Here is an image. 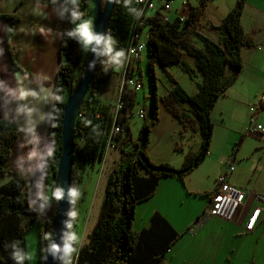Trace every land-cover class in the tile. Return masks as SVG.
Instances as JSON below:
<instances>
[{
	"label": "trees",
	"instance_id": "16d2710c",
	"mask_svg": "<svg viewBox=\"0 0 264 264\" xmlns=\"http://www.w3.org/2000/svg\"><path fill=\"white\" fill-rule=\"evenodd\" d=\"M50 2L60 4L66 18L60 45V63L54 84L56 96H60L61 99L59 101L55 99L50 110L54 119H49V135L54 148L52 155L45 158L42 167L45 178H52L50 185L52 191L61 150L63 107L67 94L75 87L85 67L87 50L75 38L65 35V32L73 27L70 11L73 5L70 0ZM208 2L209 0H199L198 5L191 7L188 15L178 24L164 21L160 11L155 12L150 18L153 25L148 39L147 70L151 79L152 103L148 118L138 130V137L143 134V143L132 161L125 166L114 164L107 174L103 203L92 237L89 243L77 249L75 264H162L165 253L177 239L178 232L159 212L151 215L146 227L139 231L134 230L132 223L135 209L139 203L152 196L161 177L172 176L183 181L185 175L205 159L213 133L211 111L217 98L234 83L242 70L241 48L255 46L252 36L243 30L241 24V14L246 0H236L235 6L222 18L217 27L223 34L219 42L202 35L198 28ZM78 3L84 13L83 18L88 16L90 11L92 14L93 0H78ZM134 14L133 4L129 2L125 4L124 0L119 4L115 3L108 32L112 33L118 43L125 40L129 34ZM1 18L6 21L7 57L10 63L16 66L12 58L9 37L17 27L19 19L14 14L1 15ZM197 41L201 45H197ZM183 56L192 59L200 75L201 81L197 83V91L192 94L186 92L173 77L169 76L170 89L164 94H159L154 67L163 68L168 63L181 62L184 69H189L182 59ZM227 67L231 69L228 77L225 76ZM112 69L110 66L104 70L98 62L90 84L94 87L105 85ZM122 97L125 106L130 108L132 98L127 94H123ZM161 105L181 124L180 130L185 133L184 135L186 132H189V136L198 133L201 137L196 149L189 148L184 152L178 168L167 163H154L147 155L150 128L158 122L157 110ZM96 106L97 100L92 106H81L73 122V137L83 138L81 146L74 142L71 187H76L77 190L82 180V168L79 164L100 160L104 150L101 146L103 130L98 127L91 129L92 124L97 121ZM84 120L90 123L84 124ZM17 137L18 132L14 125L0 123V180L11 174L7 168V160ZM174 148L182 151L177 144ZM23 185L24 181L17 176L0 184V264H18L12 256L14 250L12 245L15 243L26 250L25 233L34 223L38 225L39 233V264L43 250L49 246L51 240V217L55 212L56 198L54 197L51 203L48 201L43 208H41L43 201L40 198L29 206ZM72 211L77 215V200L73 204L72 198L69 197V213ZM76 215L74 217L69 215V221L74 220ZM45 234H50V238H45ZM58 255L63 256L61 251H58ZM25 263L26 259L23 261V264Z\"/></svg>",
	"mask_w": 264,
	"mask_h": 264
},
{
	"label": "crops",
	"instance_id": "0c3cea01",
	"mask_svg": "<svg viewBox=\"0 0 264 264\" xmlns=\"http://www.w3.org/2000/svg\"><path fill=\"white\" fill-rule=\"evenodd\" d=\"M50 1L52 0H0V87H24L37 92L35 98L27 96L25 100H17L10 94L6 95L0 91V123L14 125L18 132L7 160V168L11 174L1 180L6 182L14 176L21 178L24 181L23 189L29 206L39 199L38 192L47 191L50 186V179L45 178L38 164H43L48 157L47 149L51 148L53 152L54 148L49 135L48 114L56 96L54 84L60 63V45L66 18L62 6ZM235 3L236 0H209L208 4H212V8L218 9L224 4L219 8L220 17L217 22L206 28V31L212 29L218 32L215 42H219L223 35L222 30L217 27ZM10 14L19 19L17 27L9 37L12 58L16 66L11 64L7 57L6 21L1 18V15ZM244 15L250 18L247 20L248 24L253 25L250 30L245 25ZM259 22H264V0H246L241 14V24L243 30L252 36L255 46L241 48L242 70L234 83L217 98L211 111L213 133L209 151L204 159L209 160L204 166L205 169L197 174H190L193 169L185 175L183 181L172 176L161 177L152 196L139 203L135 209L132 223L134 230L139 231L146 227L151 215L159 212L178 232V237L165 253L162 264H264V150L255 161L253 158L257 147H252L248 152H243L239 148L236 150L248 155L247 157L235 152L229 155L230 157L222 153L215 157L210 151V147L212 151L214 149L213 141L216 138L222 140L221 148L226 140H235L249 127L250 118L247 117L245 105L241 100L250 86L244 83L234 86L237 85V81H242L247 76L257 81L264 79V38L260 37L263 35L259 32ZM182 59L188 62L186 56ZM192 69L196 70L195 66ZM200 81L201 78H198L194 84L195 89ZM104 86L103 92L97 97L101 106L112 102L104 96L106 91ZM262 94L264 93L255 96L256 102L253 105L258 104ZM23 104L36 109L31 117L34 133L38 137L36 147L45 154L39 162L35 159L20 161V158L33 148L32 143L26 142L31 139L32 134L20 131L29 120L24 112L17 111ZM263 115L264 108L260 110L258 120L264 126ZM188 133L186 132L184 136L190 138ZM246 135L255 136L248 133ZM259 135V138H255L256 144L263 149L264 133H258L257 136ZM195 136L196 134L193 137ZM240 137L238 147L246 140L243 136ZM182 160L175 159V163L170 164L176 167ZM230 162H234V169L228 182L249 192L234 221L231 222L208 216L205 212L210 205L211 193L217 189L216 179L228 170ZM200 164L197 167L202 166ZM256 208H260V214L255 225L249 230L251 224L249 219Z\"/></svg>",
	"mask_w": 264,
	"mask_h": 264
},
{
	"label": "rangeland",
	"instance_id": "374dc122",
	"mask_svg": "<svg viewBox=\"0 0 264 264\" xmlns=\"http://www.w3.org/2000/svg\"><path fill=\"white\" fill-rule=\"evenodd\" d=\"M199 0H173V3L170 6V10L165 11V14L170 18H173L175 14H178L182 17H186L190 11L191 7L198 5ZM224 4H221L223 6ZM93 6V5H92ZM219 8H212V4H208L206 8V12L200 20V32L207 37H210L212 40L217 41L218 32L216 30H207L211 23H216L217 19L220 17ZM89 12V17H94V11ZM250 19L248 16L244 15V21L247 29L253 27L252 24H248L247 20ZM260 34L262 33L264 38V22H259ZM259 34V35H260ZM197 45H201L199 41L196 42ZM187 65L189 69H184L181 62L168 63L164 65L163 68L158 66L154 67V73L156 76V88L159 94L166 93L170 87L171 83L169 80V76L173 77L186 92L192 94L197 91L194 88V84L200 78L198 71L193 70L194 63L191 58L187 57ZM147 59H148V51H144L140 55V60L138 62L139 68L141 70V74L139 72V68L136 69L133 76L137 79L143 81V88L136 92L138 101L132 106L131 110H129L126 114V121L130 131L124 132L121 136H119V141H117L116 148H108L102 153V158L100 160L90 161L87 163H80L79 166L82 168V180L79 185L77 200V215L74 220H70L72 227H68V232L71 231L77 235V240L74 241L72 247L78 249L79 246L83 244L89 243L91 239V233L93 232V228L97 222L98 214L100 208L102 206L103 195H104V185L106 182V177L109 171L112 169L114 164H119L121 166H125L127 163L132 161L134 155L137 150H139L143 143V134L141 133V137L136 136L137 130L141 127V124L148 118L149 108L152 103L151 97V87H150V76L147 70ZM192 67V68H190ZM231 74V69L227 67L225 76L228 77ZM122 71L120 68L113 67L112 73L106 83L105 87L106 91L104 96L108 98V101L114 102L118 98V88L117 82L121 81ZM244 83L250 86L244 94L245 97L241 100V102L245 105V112L247 117H251L250 111L248 112V108L250 105L256 102V97L261 93H264V79H260L259 81L254 80L252 77L247 76L242 81H237L234 87L239 84ZM102 86L98 87L95 95V100H97V95H99L102 91ZM87 91L84 95L86 96ZM250 95H253L249 98ZM84 97L82 100H84ZM110 103V102H108ZM143 109L146 114V119H140L137 115L139 110ZM158 122L150 128L149 141L147 145V155L151 161L154 163H167L168 165L174 167L173 163H175V159H183V154L189 148L196 149L199 145V139H201L200 135L197 133L195 137L184 136L183 131H181V124L161 105L158 110ZM250 114V115H249ZM75 118V116H74ZM264 118V115H263ZM248 124V121H247ZM241 125L240 123L238 124ZM217 132V130L215 131ZM245 132V134H244ZM131 133L132 137L129 140L127 135ZM243 136V139L246 138L245 142L241 147H238V143L240 142V136ZM255 136L246 135V130L241 132L240 136L235 138V140L228 139L223 147L220 148L221 139H215L213 156L218 157V153H222V155L232 153H238L241 155L239 151H236L238 148L243 152H248L252 147H257L254 152L253 160H257L259 153H261L263 149H261L259 144H256V139L259 138L258 134H252ZM214 139V138H213ZM242 139V140H243ZM129 141L124 144V141ZM76 143V140L74 139ZM124 144V145H123ZM178 145L182 148V151L175 150V145ZM264 147V146H263ZM104 155V157H103ZM244 157L248 155L242 154ZM230 157V156H229ZM230 159V158H229ZM222 160V159H221ZM209 160H204L201 164L202 166L197 167L190 174H197L198 172H202L208 163ZM77 164V161H75ZM171 163V164H170ZM182 163V162H181ZM74 164V160H73ZM200 164V165H201ZM177 165V164H176ZM181 164H179L180 166ZM176 166L174 168H178ZM212 168V167H210ZM50 185L52 184V178L50 177ZM4 180L0 181V184L3 183ZM24 186V185H23ZM51 186L47 189V192H51ZM25 193V190L23 189ZM51 199V198H50ZM49 199V201H50ZM28 204V203H27ZM26 238V250H30L32 252V259L26 258L25 264H39V252H40V244H39V233H38V225L36 223L32 224L29 230L25 233Z\"/></svg>",
	"mask_w": 264,
	"mask_h": 264
},
{
	"label": "built area",
	"instance_id": "2783aa9c",
	"mask_svg": "<svg viewBox=\"0 0 264 264\" xmlns=\"http://www.w3.org/2000/svg\"><path fill=\"white\" fill-rule=\"evenodd\" d=\"M135 7V14L132 20L131 30L127 35L126 39L120 43L114 45V49H123L125 55L120 65L122 75L121 81L119 82L118 98L115 102L109 104L104 108L96 107L95 118L97 121L92 124L91 129L101 128L103 130V144L104 155L108 148H116L119 136L124 132L130 131L126 121V114L131 110L135 102L138 101L136 92L143 88V81L133 76L137 68H139L140 55L144 51H148V39L150 29L153 22L150 18L153 17L154 13L160 11L162 13V19L168 20L176 24L181 23L184 18L174 15L170 18L165 14V11L170 10V6L173 0H127ZM139 12V15L137 13ZM106 57L100 58L101 68L106 70L111 65L105 67L103 61ZM100 87V86H99ZM98 87H94L91 84L88 87L87 94L84 97L82 105H92L95 101V95ZM123 94H127L132 98V106L126 107L125 101L122 97ZM264 105V94L258 99L257 107H250L251 113L250 125L246 130V134L263 133L264 126L259 123V110ZM129 109V110H128ZM100 112H103L101 114ZM140 119L145 120L146 114L143 109L137 112ZM138 131V130H137ZM129 134V133H128ZM129 140L131 139V133L127 135ZM126 141V140H125ZM128 141V140H127ZM78 143L83 144V138H78ZM103 155V157H104ZM234 169V162H230L228 170L217 177V189L213 192L210 205L206 210L208 216H215L224 221H234L235 216L241 206L244 204V199L249 192L246 189L238 188L228 182L229 176ZM260 208H256L253 216L250 217L249 222L251 223L248 227L249 230L255 225ZM60 264H65L64 259L60 260Z\"/></svg>",
	"mask_w": 264,
	"mask_h": 264
},
{
	"label": "clouds",
	"instance_id": "9594fccd",
	"mask_svg": "<svg viewBox=\"0 0 264 264\" xmlns=\"http://www.w3.org/2000/svg\"><path fill=\"white\" fill-rule=\"evenodd\" d=\"M102 2L105 3V0H102ZM124 2L126 4L127 0H124ZM70 3L73 5V7L70 10L71 11V21L73 22V27L68 29L65 32V35L67 37H70V38H75L82 45V47L85 50L88 49L89 45H92V51L93 52H96L100 56L106 57V59L103 61L105 67L111 65L112 68L113 67L120 68V71H121L120 65L122 63V58L124 57L125 52L123 49H114V45L117 43V39L112 35V33L110 31L105 32V33H100V32L95 31L93 28V18L92 17H89L87 19L83 18L84 13L80 10L78 0H70ZM114 3L119 4V3H121V0H114ZM92 5H93V3H92ZM93 11H94V9H93ZM137 15H139V12L137 13ZM93 42H94V44H93ZM97 46H99V47H97ZM98 62H100V57H99ZM92 63H94V62H92ZM92 63L89 64V67L92 66ZM139 72L141 74L140 68H139ZM117 88H119V83H118ZM0 91L5 92L6 95L10 94L11 96L15 97L17 100H25V98L27 96H32L34 98L37 97V92L27 90L24 87H16V88L0 87ZM55 99L57 101H59L61 98H60V96H56ZM82 103H83V100L80 103L78 109L81 108V106H83ZM110 103H113V102H110ZM92 105H89V106H92ZM108 105L109 104L107 103V105L101 106L97 100V106L100 108H104ZM257 105L258 104L252 105L250 107H257ZM262 108H264V105L262 106ZM260 110H259V112H260ZM17 111L24 112L29 117V120L26 122V125L22 126L20 128V131H24L26 134H32L31 139L27 140L26 142L33 144V148L31 150H29L24 157L20 158V161L21 162H23L24 160L31 161L34 159L38 162L42 161L43 156L45 154L42 153L36 147V144L38 143V137L34 133V123L31 119L32 113L34 111H36V109L34 107H28L27 104H23V105H20L18 107ZM48 116H49L50 120L54 119V116L52 115V113H49ZM88 123H90V121L84 120V124H88ZM137 135H138V131H137L136 136ZM74 139L76 140V144L78 146H81V144L78 143V138L74 137L73 138V155H74ZM127 142H129V141H124V144H126ZM47 155L48 156L52 155V149L51 148L47 149ZM38 167L42 168L43 164L42 163L38 164ZM212 194L213 193H211V196H212ZM63 195H64V193H63V190L61 187L54 188L50 193L45 191V190L38 192L39 198L43 201V203L41 204V208L44 207V205L49 201L50 198L55 197L56 200H59L60 198H62ZM69 196L72 198V203L74 204L76 201V198L78 196V190L76 187H71L69 189ZM69 215L74 217L76 215V213L74 211H72L69 213ZM68 227L69 228L72 227L71 223L68 224ZM92 233H91L90 237H92ZM45 238H50V234H45ZM77 238L78 237L75 233L69 231V232H66L64 234L62 247H61V245H57L56 243H51V245H50L51 250L61 251L63 254V256H60V257H59V255L57 256V264H60V260H62V259H64L65 264H75V260L77 257V249L74 250V248L72 247V243H73V241L77 240ZM12 247L14 249L12 252V256L18 262V264H23V261L26 258L32 259L33 254L30 250H24L22 247L18 246L15 243L12 245Z\"/></svg>",
	"mask_w": 264,
	"mask_h": 264
},
{
	"label": "water",
	"instance_id": "95a60500",
	"mask_svg": "<svg viewBox=\"0 0 264 264\" xmlns=\"http://www.w3.org/2000/svg\"><path fill=\"white\" fill-rule=\"evenodd\" d=\"M101 1L102 0H93V28L97 32L105 33L108 32L115 3L114 0H105V3L103 2V4H101ZM98 60L99 55L96 52H93L92 45H89L87 49V60L85 67L75 87L67 94V99L63 107V116L61 120V150L56 167L54 188L61 187L64 195L56 202L55 212L51 217V240L49 246L43 250V257L40 264H57L58 251L51 250L50 245L51 243L61 245L64 234L68 232L70 197L69 189L71 188V172L74 158V116L92 81L97 68ZM90 63H92L91 67H89ZM53 201L54 197L50 199L49 203Z\"/></svg>",
	"mask_w": 264,
	"mask_h": 264
}]
</instances>
